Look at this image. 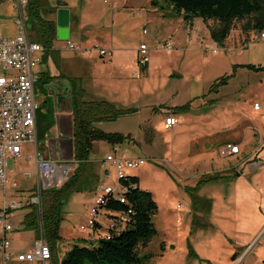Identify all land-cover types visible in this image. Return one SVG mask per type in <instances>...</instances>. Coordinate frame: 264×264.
<instances>
[{"label": "rangeland", "instance_id": "1", "mask_svg": "<svg viewBox=\"0 0 264 264\" xmlns=\"http://www.w3.org/2000/svg\"><path fill=\"white\" fill-rule=\"evenodd\" d=\"M51 1L57 6L51 7V13H45L47 19L55 20L58 10L65 6L61 2H65L70 5L69 10H73L71 22L77 29L76 33L87 34L86 38L90 39L84 45L98 43L113 50L112 59L101 60L93 53L94 57H86L92 61L86 62L91 63L90 68L97 74V85L101 82L103 85H116L121 95L125 93L121 108L138 110L117 121L97 123L96 127L107 133L129 136L124 144L116 145L121 148L118 156L146 159L145 165L131 171V175L139 177L140 188L151 192L159 207L153 217L157 234L146 247L138 248L143 264H263L264 260L260 261V258L264 253V230L249 247L233 245V219L238 214L233 212L231 203L233 193H238L240 187L224 185L221 178L220 182L206 183L198 192L193 191L201 176L214 170V167L203 166L199 162L206 151L227 157L222 154L227 141L241 139L248 125L251 128H246L242 159L249 160L259 147V136L264 132V70L246 66L264 67V39L261 33L251 31L247 34L242 30L244 22L237 21L224 46H220L211 37V28L217 22H206L201 18L186 21L184 17L177 16L164 0H155L156 6L151 3L152 0ZM81 12L83 23L88 28L86 31L80 28ZM17 18L18 13L11 2L3 3L0 6V34L8 37L16 35ZM71 40L82 46L75 32ZM66 41L61 40L59 45L63 54L69 57L79 53L67 48ZM169 42L173 44L171 50L165 47ZM143 43L149 49L150 77L139 66V71L134 74L135 60ZM214 49L219 52L214 54ZM69 62L63 59V67H68ZM97 65L101 68L98 69ZM228 77L226 85L220 86L217 92L211 91L218 80ZM45 98L37 87L36 99L40 106ZM189 102L191 108L188 112L176 113L175 107ZM256 103L262 106L260 113L254 111ZM174 114L178 125L171 131L166 130L164 119ZM72 135L71 114H54L53 126L47 132L44 144L40 143L43 148L39 151H46L50 159L71 164L73 173L77 165L73 161ZM112 148L105 142L94 144L91 158L99 173V161L112 153ZM35 155L36 146L33 143L24 145L23 158L18 162L9 161L7 189H0L1 208L5 201L17 200L22 204V208L11 210L13 214L9 219L14 227L9 237L18 250L30 248L36 236V231H27L22 224L28 211L26 207L32 201V189L37 184ZM235 170L233 174L242 171L240 168ZM115 181L112 172V178L106 180L103 177L96 190L68 197L61 224L62 247L70 250L75 245H98V240L91 243L81 238L91 231L89 221L94 216V207L104 194L105 186L113 185ZM13 183L17 186L13 187ZM192 193L215 199L213 216L206 212L204 205L203 211L198 213L201 224L206 226L204 229L192 224L193 212H189ZM224 196L226 198H222ZM179 205H184L187 210L178 209ZM250 211L247 219L256 226L259 216L255 209L250 208ZM97 217L104 226L101 232L106 233L114 219L105 211ZM82 226L86 229L82 230ZM1 230L0 224V233ZM188 241L203 259L188 257ZM235 253L238 257L234 260ZM0 264H3L1 258Z\"/></svg>", "mask_w": 264, "mask_h": 264}, {"label": "trees", "instance_id": "2", "mask_svg": "<svg viewBox=\"0 0 264 264\" xmlns=\"http://www.w3.org/2000/svg\"><path fill=\"white\" fill-rule=\"evenodd\" d=\"M169 4L174 13L192 22L195 18L204 21L217 22L211 28L212 39L220 46H224L237 21L244 22L242 30L245 33L251 31L264 32V0H164ZM4 0H0V6ZM157 5L155 0L151 2ZM48 0H29L26 7L28 17L27 28L32 33V39L40 43L45 50L44 60L53 56L54 42L57 39V24L45 17V13L51 11ZM253 70H264L253 65L246 66ZM143 71L147 66L142 67ZM53 80L48 73L42 74L37 82V87L45 94L44 103L39 107L37 114V137L39 143L45 142L47 132L52 128L54 114L50 105L53 100L48 97L47 85ZM71 83V109L73 115V161L77 167L69 179L60 187L48 189L41 193L40 206L30 204L29 213L25 216L23 225L26 230H35L37 233L42 228L47 239L52 256L57 253L61 237V224L64 220V206L71 194L92 192L97 189L100 182L99 172L92 160L94 144L105 142L111 146L124 144L128 137L120 133H107L96 127L97 123L117 121L122 116L137 112L135 109L119 108L115 104L104 100H88L87 93L78 79H69ZM228 78H221L211 88L217 92L220 86L226 85ZM191 102L175 107L176 113L188 112ZM223 176L214 174L203 176L193 191L198 192L206 183L216 182ZM121 184L127 188L124 194L125 203L109 195L104 205L96 206L97 211H105L117 223L116 216L121 214L127 217L126 227L122 230L119 225L113 230H108L110 238H99L98 245L88 247L75 245L66 252L60 264H143L139 257L138 248L146 247L152 237L157 234L153 217L159 207L151 192L142 190L136 176H128L121 180ZM189 188H187L188 190ZM193 202V226L206 227L199 220V212L202 206L210 213L212 201L199 198L191 194ZM131 212V213H130ZM97 232L102 225L97 224ZM163 248V246H162ZM189 257L199 259L190 241H188ZM235 253L233 259H237ZM207 262V261H206ZM209 263V262H208ZM264 264V261H263Z\"/></svg>", "mask_w": 264, "mask_h": 264}, {"label": "built area", "instance_id": "3", "mask_svg": "<svg viewBox=\"0 0 264 264\" xmlns=\"http://www.w3.org/2000/svg\"><path fill=\"white\" fill-rule=\"evenodd\" d=\"M15 3L18 18L16 23L19 28L17 35L8 37L0 35V189L6 190L9 184V161L19 160L24 152V145L34 144L36 146V177L37 187L35 195L32 198V203L40 206L41 193L48 189L60 188L72 172V165L50 159L45 152L39 151V142L37 137V114L40 107L36 99V84L39 80V75L36 73V68L41 62V53L44 52V47L32 41L26 29V7L29 0H9ZM261 38L264 39V32L261 33ZM67 48L84 52L88 56L97 53L102 58H111L112 51L103 48L99 45L90 48H82L80 45L67 41ZM172 43L165 44L168 50L172 49ZM218 49H214L213 53L217 54ZM150 62L149 49L147 45L142 44L139 49L137 65L144 67ZM254 109L262 110V106L256 103ZM166 130H173L177 125V118L174 115H168L164 119ZM118 148H114V152L108 155L103 162V176L106 180L112 178V172L115 174L116 181L113 185L105 186L104 194L97 200V206L104 205L106 197L112 195L125 203L124 194L127 188L121 184V180L131 176V171L136 170L146 164L144 158H122L117 155ZM240 153V146L235 144H227L222 150V154L231 156ZM16 184L13 183V187ZM19 204L13 203L9 206L4 205L0 209V224L3 228V236L0 240V256L7 261L10 256L11 241L7 234L13 231V226L9 222V212L11 209L18 208ZM182 209V205L178 206ZM94 216L89 221L91 234L98 233L97 224L102 225L97 216H100L101 211L94 208ZM131 213V212H130ZM120 219V228L123 230L126 227L127 217L121 214H112ZM110 222L108 230H113L117 227V223ZM103 227V225H102ZM86 227H82L85 230ZM100 238H110L107 231ZM20 262H40L48 264L52 260V251L48 241L42 237L33 249L29 252L20 253L17 256Z\"/></svg>", "mask_w": 264, "mask_h": 264}, {"label": "crops", "instance_id": "4", "mask_svg": "<svg viewBox=\"0 0 264 264\" xmlns=\"http://www.w3.org/2000/svg\"><path fill=\"white\" fill-rule=\"evenodd\" d=\"M48 1L50 3L51 7L57 6V5L53 4V2L51 0H48ZM5 2H11L14 9L17 11L16 5L14 2L9 1V0H4L3 3H5ZM61 3H63L65 5L64 8L70 9L69 4H67L65 2H61ZM72 12H73V10L70 11V22H71L72 16H73ZM47 13L49 14V13H51V11H48ZM81 17L82 18H81L80 28L83 31H86L88 28H86L87 26L83 23V13H82ZM27 20H28V17H27ZM52 21H55L57 24V14H56L55 20H52ZM16 25H17V23H16ZM17 28H18V25H17ZM26 29H27V32L30 34L29 38L32 41H34L32 39V37H33L32 33L27 28V21H26ZM57 30H58V27H57ZM82 30H80L81 33L83 32ZM76 31H77V29L73 27L72 22H71L69 24V39L67 41H72L71 37H72L73 32H75V37L81 41L80 44L82 45L81 46L82 48L87 49V48H90L92 46H95L96 44L99 45L98 43H94V44L89 45V46L84 45L85 43L89 42L90 39L86 38L87 34L86 35L85 34L78 35V33H76ZM18 32H19V28H18ZM17 34L18 33H16V35ZM13 36H15V35H13ZM193 38H195V36H193ZM60 41L61 40L58 39V37H57L56 41L54 42V46H53V49L56 52L53 56H49L47 58V60H44V58H43L45 50L43 53H41V55H40L41 62L36 68V73L39 75V77L42 74L48 73L49 76L53 78V80L47 85L48 95L51 98H53V103H54L53 114H61V115L62 114H71L72 127H73V115H72L73 113H72V109H71V83H70L69 79H74V78L78 79L80 81V84L83 86V88L85 89V91L87 93V99L88 100H91V101L92 100H97V101L104 100V101L111 102V103L115 104L116 106H118L119 108H121L120 107L121 106V100H123L125 98V95H124L125 93L123 95H121V93L118 90L119 86L110 85L108 83H105L103 85L102 82L97 85L96 81H95V80H97L95 78L97 76V74L94 73L93 69L90 68L91 63L86 62L87 60L92 61L91 59L89 60V58H86L88 55L85 54L84 52H79L77 54H72L71 56L67 57L65 54H63V49L59 46ZM67 41H66V43H67ZM34 42H36V41H34ZM190 42H191V40H190ZM110 50L112 51V57L109 59H112L114 56V52L112 49H110ZM138 52H139V50H138ZM95 54H97V53H95ZM92 57H94V56H90V58H92ZM96 57H99L101 60L107 59V58L100 57L98 54ZM137 58H138V56H137ZM137 58L135 60L136 70L134 71V74L137 71H139V67L137 65ZM63 59L70 61L68 63V67H63ZM42 66H43V68H40ZM146 66H147V69L144 72H146L147 74L149 73V77H150V62ZM97 68L100 69L101 68L100 65H97ZM98 69H96V67H95V70H98ZM74 72H76V73H74ZM71 73L76 74V75L72 76ZM128 82L133 84V82H130V81H128ZM135 86L136 85H134L133 88H135ZM35 90H36V95H37V84H36ZM65 106H67V108ZM135 110L138 111L137 109H135ZM254 111L256 113L261 112V111L255 110V109H254ZM174 116H175V114H174ZM58 124L60 125L59 122H58ZM177 125H178V119H177ZM248 126H249V128H251L250 125H248ZM246 128H245L244 134L242 135L241 139H238L237 141L236 140L227 141V144H235V145L240 146V153L239 154H234V155L227 156L224 158L223 156H220V154H218V155L215 154V152H213V151H206L207 153H205L203 155V158L199 159L200 164H203V166H210L211 168L214 167V170L212 173H209V172L204 173L201 176V178L203 176H207V175L218 174V175L223 176L224 179L221 181H223L224 185H232L233 184V185H236L238 188L240 187L239 192L235 193V194L233 193V199L231 198L232 199L231 205L233 206V212L238 214V216L235 217V219H233V222L235 223V226L233 229V233H234L233 234V245H235L239 248L249 247L250 244H252L255 241L257 236L264 230V179H263V177H264V132H262V134L259 136V141H260L259 147L254 151L255 155L253 157H251L249 160L245 161L242 159V155L244 153L243 150H244V145L246 143ZM60 133L62 136H64L61 129H60ZM216 134H218V133H216ZM254 135L256 137L258 136V134H255V133H254ZM61 139H62V137H61ZM72 143H73V135H72ZM67 144L70 147L68 140H67ZM42 145L43 144L39 143V148H43ZM115 147L116 146H114L112 148L113 152H114ZM117 148H118L117 155H120L121 148L120 147H117ZM220 150H219V152H220ZM43 152H45V154L47 153L46 151H43ZM23 154H24V152H23ZM110 154H111V152L108 153L106 155V157ZM106 157L103 160L99 161L100 162V168H101L100 169L101 172L99 173L100 182L102 181V178L104 177L103 176V172H104L103 162L105 161ZM21 158H23V155ZM130 158H133V157H130ZM19 160H17V161L11 160V161L18 162ZM233 163L235 164L234 166H233ZM238 168H240L242 171L239 174H237V172H235V174H233V171L235 169H238ZM249 169H251L252 171L250 172ZM12 173H13V171L11 172V174ZM132 176H136V175H132ZM136 177H138V176H136ZM201 178H200V180H201ZM138 179H139V177H138ZM199 181H198V183H199ZM241 181H243V182H241ZM100 182H99V184H100ZM139 182H140V179H139ZM218 182H220V181H218ZM16 186H17V184H16ZM139 186H140V184H139ZM36 187H37V184H36ZM36 187L34 189H32V192L30 195L31 199L35 195ZM197 196L199 198L209 199L212 201V209H211L210 213H212V216H213V214L215 213L214 212V206H215L214 201H215V199L203 197L200 195H197ZM222 198H226V197L224 196ZM222 198H220V199H222ZM228 198H229V196H228ZM225 200L227 201V199H225ZM13 203L19 204V207L11 209V210H17V209L22 208L21 202L17 201V200L5 201L4 205L7 204L9 206L10 204H13ZM30 204H33L32 201L30 202ZM26 208H28V207H26ZM250 208L255 209V212L259 216L258 217L259 222L256 226H253V224H251V221H248V219H247V217L249 216V213L251 212ZM0 209H2V208L0 207ZM182 209L187 210L184 205H182ZM11 210L9 212V219L13 214V212H11ZM29 211L30 210L28 209L27 213L24 215V218L29 213ZM191 211L193 212V215H194L192 200H191V210H189V212H191ZM193 215H192V217H193ZM233 218H234V216H233ZM23 221H24V219H23ZM22 224H23V222H22ZM192 224H193V218H192ZM210 225L213 226L212 223ZM23 227H24V225H23ZM214 227L216 228V226H214ZM202 229H204V228H202ZM13 231H14V227H13ZM27 231H33V230H27ZM101 231L102 230H99L98 233H96V234H91L92 232L90 231V232H88L86 237H82L81 240L84 242H91V243L94 241H97L100 238L99 235L104 234ZM12 232L7 234L9 239H10L9 236ZM100 232L102 234H99ZM60 234H61V232H60ZM2 236H3V228H2L1 233H0V240H1ZM42 237H45V235H44L43 230L41 228L39 233L36 232L34 244L30 248H26L23 250H18L16 245L14 243H12V241L10 239L12 246H11V249L9 251V253H10L9 259L7 261H4V259L0 256V258L3 261V264H42L40 262H20L17 260V256L20 253L31 251L33 249L34 245L36 244V242H38ZM224 243H225V240H224ZM191 245H192V243H191ZM192 247H193V245H192ZM193 249L197 253V255L199 256V258H201V256L195 250L194 247H193ZM67 251H69L67 248L62 247V245L59 244L57 253L52 256V260L48 264H60ZM188 257H189V249H188ZM191 259H194V258H191ZM201 259H203V258H201ZM261 260L262 261L264 260V253L261 255L260 261ZM204 261L211 263L210 260H207V259H204Z\"/></svg>", "mask_w": 264, "mask_h": 264}, {"label": "water", "instance_id": "5", "mask_svg": "<svg viewBox=\"0 0 264 264\" xmlns=\"http://www.w3.org/2000/svg\"><path fill=\"white\" fill-rule=\"evenodd\" d=\"M69 24H70V10L67 8H61L57 12V37L60 40L69 39ZM54 108V103L50 105Z\"/></svg>", "mask_w": 264, "mask_h": 264}]
</instances>
